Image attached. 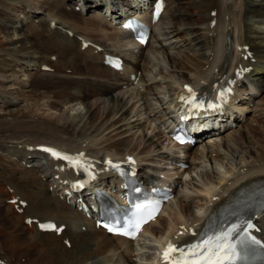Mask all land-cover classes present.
<instances>
[{
    "label": "bare ground",
    "instance_id": "1",
    "mask_svg": "<svg viewBox=\"0 0 264 264\" xmlns=\"http://www.w3.org/2000/svg\"><path fill=\"white\" fill-rule=\"evenodd\" d=\"M100 1L101 0H54L50 4L49 2H41V0H0V111L2 112V114L6 113L8 117H11L13 119H28L31 117L48 118L52 121V124H54V129H57L58 131H61L65 134H73L77 130V136L83 137L86 134L85 127L87 126V124H93L92 122L95 121V114H93L92 109L88 104V99L86 95H81L89 91L91 89H89V87H92L93 85H96L94 87H97L102 96L106 97V101H109V103H111L112 108L110 109L107 115H112L113 113H119L121 111V108L116 110L119 104H121V99L118 96L114 95V90L116 87L114 85H103L100 83H94L95 81H83L82 79L75 78H44V76L43 78H40L36 75L31 76L32 74H30V70L34 69V71L39 75L49 76L48 74L39 73L41 72V66L47 65L53 68L54 71H58L60 73H62L63 70L70 69L72 70V73L74 75H81L82 73L84 75V73L87 72L92 76L98 77L100 74L104 73L107 76L117 78V76H115L116 73L112 72L110 69L106 68L101 63L100 65L96 63L97 58H99V54L94 55L92 48L89 47L84 52H81V42H79V45L77 46L78 49H76L77 40L74 36H70V34H67V30L64 29L66 27H62L63 24H66V21L64 22V18L78 19L84 12H88L86 10H80L79 12H76V10L74 9L75 6H81V9L91 10L96 5H98V3L100 4ZM143 1L145 0H138L137 2L140 3ZM240 1L241 5H236L240 7V10L237 13L230 12L236 15L231 18V22H233V27L239 24L237 23V19L240 18V26L243 32V36L240 41H236L235 39V50L233 51V59L231 58L230 67H232L235 62L236 54L238 55V53H240V55L243 56L246 53V51H238L237 53L236 47L238 45H248L250 47L249 51L252 54L251 58L255 59V63H250V59L249 61L246 60L245 62L242 57L238 58V62L245 63L246 66L252 67L251 73L248 76L249 83L255 85L259 89H264V0ZM104 2L109 3V0H103V3ZM184 4L186 6L185 9H183ZM175 6V10L178 14L177 19H179L176 24L184 26L185 31L188 33L187 36H190L189 39L191 41H194V43L198 45L199 50L203 51V49L211 46L210 43L213 41V37L209 33V31L215 32L216 34L215 47H213L214 55L209 66L210 73H199L196 68L195 74L197 72L198 73L195 76L193 74L195 78L193 82L195 83H193L192 86L197 87L203 82L210 83L211 81L218 79L224 73L223 71H221V66L224 62L223 39L225 36V32L222 29V26H220V19L223 20L225 16L223 15L221 17L220 9L219 12H216V19L215 17L211 16V13L213 11H216L215 8L217 6L219 7V3L216 0H175ZM67 9H70V11H67ZM73 9L76 14L73 12ZM188 9L194 10L195 12L187 13ZM46 11H51V13H48V16L50 17L48 18V20L51 19L52 21V19H57L59 21V24L55 25L57 26V28H53L46 18L40 19V15L42 16V13ZM47 12L45 14H47ZM165 13L166 12H164V15ZM195 13H198V15H196ZM36 19L40 20L37 26L43 27L44 30L48 32V34H46L47 36L43 35V32L39 33V29L37 30L39 31L38 33L34 32V34L29 36L23 34L24 27L29 24L27 23V21L34 22ZM213 19L216 20V25L214 26V30H211L210 22ZM161 22L154 28V30L160 26ZM203 23H206L207 26L203 29L200 28L202 29L201 31L199 29V26H201ZM32 28H35V25ZM72 28L70 29L71 31ZM63 30H65V32ZM117 31V33H119L120 35L124 34V32L119 28L117 29ZM97 46L103 47L102 44H98ZM135 46L138 47V45L136 44ZM147 46L148 45H146V47ZM40 54H48L49 56L56 55L57 59L55 60V62L48 61L47 64L46 58H41ZM201 56L204 57L203 61H205V54L202 53ZM83 58L86 60H83ZM87 60L90 61V64L88 63V68L84 69L82 67V64L86 63L85 61ZM168 61L169 63H171L170 65L175 66V59L173 57L169 56ZM133 67L136 70V73H138L139 69L137 68V65H133ZM214 67L217 68V71L215 72L213 71ZM124 71L125 68L122 72ZM83 75L82 77H85ZM162 77L164 76L162 75ZM178 79L179 82L177 83L176 87L169 86L171 91H175L177 89L182 88V85L185 83H190V79L187 76H180ZM175 84L176 82L174 83V85H171L175 86ZM57 87L60 89L59 91H57V99L58 97H61L62 94H66L70 99V102H76V105H79L77 108L73 109V114L69 115V113L67 112H62L59 108L58 102V104L50 101H44L45 103L43 102V100L47 98L45 97V92L47 91V95L49 93L52 94V92L56 90ZM25 88H31L34 94V96L32 97L39 99L30 101L32 102L31 104L25 105L23 108L20 109H8L10 106H14L15 104L22 102H19L20 96L25 95H22L20 92L24 91ZM68 89L73 90V92H75L69 93ZM40 99H42V101H40ZM67 102H69V100ZM172 102L173 101H171V103ZM79 109L81 110L79 111ZM170 109L171 104L168 107V114L170 113ZM84 119H88V121L87 123L83 124L82 122ZM104 124L105 123L102 121L94 131H97L99 128L103 127ZM261 133H264V127H253L247 131V135L239 134L238 137L235 138L234 142L236 151H238L239 153L244 152L243 155L248 162H256L258 165L264 163V150L261 151V148L263 146V142L261 140ZM30 134L28 133L22 136L11 135V137L9 136V138H5V140H8L6 142L4 141V138L0 139V156H4L0 157V160H2V162H5V164L1 165L0 168V172L2 174L0 175V177L2 178L3 176L2 179L0 178V205L4 203V200H2V196L8 194L7 192L5 193V191H8L7 188L13 189V192L12 194H8L9 196L6 199H13L18 196L20 197V200L27 202V206L23 209L24 215L16 214L15 212H13V208L11 206H6L3 204L4 209L8 213L11 212L12 215V217L8 219L6 218V215L8 213L5 214V221L7 225H19V227L21 228V231H18V228L17 230H15L17 232H7V235H9L10 233H21L19 235H15V239L11 238V234L10 239L5 242L9 243L10 241L14 240H22L23 242L19 245V247L12 246L13 249L21 248L20 253L18 249H16L15 254H12L11 258L14 257L13 260H9L5 256L0 257V260H5V263L7 264H14L15 260L18 261L20 258L24 257L28 261L27 263L30 264H79L89 259L93 253H101L100 256H104L106 253H113V256L105 258L104 264H119V261L121 262L122 259L117 256L118 247L115 244L116 241L122 243L121 246L127 245L130 249V244H135V246L139 248L138 251L141 252L140 249L144 247V245H140L139 243V241H141V237H145L147 233H149L150 235L152 234L159 236L163 233V231L161 232L158 230L160 228L156 229L155 225L161 221V216L165 213L164 209L158 220L152 226H149L146 230H144L138 240L133 243L120 238L106 236L101 231H97L94 226H92L89 231L82 232V230H71L67 228L68 226L66 224V228L63 231L62 235L60 237H57L52 233H38L32 226L25 224L21 225V223L19 224L18 220L20 219L24 221L26 217L36 218L35 216L25 215L30 209V207L35 206V208L37 207L45 210H48L54 205L56 206L57 204H62V206L65 205L67 208L70 207H68L64 201L60 203L55 197V192L57 190V181H52L50 179L51 176L54 175V173L50 174L52 170V165L46 157L44 159L47 166H44L41 169L35 167L27 169L25 168V166H22V163L32 164L35 161L34 158L37 155V153L35 152L26 151L25 147L31 145L22 142V139H26L28 141L31 140L33 143H36L32 146H36L38 144H46L57 148L69 149L71 151H76V149H70L73 146L68 147L64 143L55 144L49 140L51 139L50 137L43 136L42 134H32V136ZM250 140L255 141L256 144L257 142H259L260 150H252L250 147H248L247 144ZM250 144L251 143H249V146ZM127 149L129 148H125V150ZM167 149H169V147H167ZM126 153L135 154L136 156H138L137 153L133 151H129ZM91 156H94L96 158L98 157L96 155ZM241 158L236 161L234 167L235 170L241 171V169H243L246 160H243ZM248 166L246 167L247 173L245 175H240L238 174V172L240 173V171H235V173H237L238 175H234L235 177L232 176L233 178L230 177L231 174L228 173L222 174L221 179L217 181L213 180L212 178H206V183H208V186L203 192L205 199H203L202 201L204 202L203 205H206L207 211L212 206V204L215 203L211 201L212 197L217 196L219 199L222 196V194H216L217 191L220 189L219 186L221 184L225 186L224 182L227 181L226 183H228L229 180L231 181L230 184L232 185L225 190V192H228L231 189H235L238 186H241V182L243 180L244 182H249L251 180V177H256L253 175H249L251 171H259L260 173L264 172L263 167L259 169H251V167ZM47 174H50L51 176L47 177ZM262 175V178L264 179V173H262ZM16 176H18L19 178H17ZM41 176L46 180V183L41 182ZM219 181L220 183L217 184ZM45 186L46 192L44 191L45 189L43 190ZM52 187L54 188L52 191L54 196L47 191L49 190V188ZM22 189L27 191V193H22ZM19 190L21 191V193L19 192ZM23 196H25V198H23ZM173 209L175 208L173 207ZM201 210L202 214L206 215L207 212L204 213L205 208L202 209L201 207L199 208V212L197 213L199 214ZM53 212L51 211V213ZM73 214L75 216L80 215L75 210H73ZM205 215L199 217L198 219L203 220L205 218ZM262 219H264V214ZM57 224L63 225L65 223L59 221L57 222ZM75 224L79 223L75 222ZM179 224H185V222H183L182 220H175L173 223H170L168 227L169 231L167 233L170 232L171 228L173 230L175 228L174 226ZM26 233H28L27 236ZM97 235H99L100 238H93ZM66 238H69L70 240V249H66L65 246H59L60 240L63 239V241H65ZM27 239L32 240L31 243L33 244V246L30 244L25 245V241ZM91 240H94L93 250L89 249L87 246L91 242ZM5 247L6 246L0 243V253L2 250H4ZM37 251L38 253H36ZM116 257H118V259H116Z\"/></svg>",
    "mask_w": 264,
    "mask_h": 264
},
{
    "label": "rangeland",
    "instance_id": "2",
    "mask_svg": "<svg viewBox=\"0 0 264 264\" xmlns=\"http://www.w3.org/2000/svg\"><path fill=\"white\" fill-rule=\"evenodd\" d=\"M53 1L54 0H41V2H46V3L49 2L50 4ZM216 1L219 3V7L217 6L216 7L217 9L215 8V10L216 11L218 10V12H219V8H220V10L221 11L223 10L224 13H225L224 8L225 9L228 7L233 8V6L236 7V4H238L240 2V0H235V1L231 0L232 4H230V2H229L230 0H216ZM234 2H236L235 5L233 4ZM183 3H185V2H183ZM174 7H176V6H173V8H171L165 14L163 22H161L160 26L157 27V30H156V35L160 37V40L163 43V49H162V51H159V54L161 57L159 60V63L161 64L160 70H162L166 75H168L170 77V80H173V82L171 84L174 85V83L176 82L175 86L169 84V86H171V87H176L177 83L179 82V79H177V78L180 76H187L191 80L193 78L192 73H193V71L195 73L196 68L199 71V73L200 72H202V73L209 72L210 73V70L208 69L209 65L207 62V58L210 57V55H209L210 52H212V53L214 52V48H213L214 46L208 47L209 50L207 48H205L202 51V50H199L198 45L196 43H194V41H191L189 39L190 36L188 37L187 36L188 33L185 31V29H183L184 26L176 24L179 21V19H177L178 14H177L176 10L174 9ZM185 7L186 6L184 4L183 9H185ZM74 9H73V12H74ZM84 10L89 11V12L85 16L83 15V17L80 16L78 19L64 18V22L66 21L65 25L68 26V27L65 26L66 28H64V29L67 30V32L69 31V33L70 32L73 33V30H74L78 34L88 38L90 41L94 40V41L100 42V43H96L97 45L98 44H102V45L105 44V45L111 46V48H116L115 45H117L116 42H118V41H110V40H112L111 38L113 36L112 35L113 31L110 27H108L106 25L107 22L105 25L102 24L103 21H105V20L102 21V20L98 19L97 18L98 16L95 13H93L92 10L90 11L89 9H81V11H84ZM67 11H70V9H67ZM221 11H220V13H221ZM234 11L238 12V8L234 9ZM46 12H43L42 16L40 15V19L45 18L44 16H48V13H51V11H49V12H47V14H45ZM188 12L194 13L195 11L188 9L187 13ZM195 14L198 15V13H195ZM17 15H19V14H17ZM233 16H236V15L232 13V17ZM48 18H50V17L48 16L46 18L47 21H49V23H50L51 19L48 20ZM103 18H101V19H103ZM216 18L217 17L215 16V19ZM54 20L55 19H52V21H54ZM38 21L40 22V20H38V19H36L34 22L27 21V23H29V24L24 27L23 34L29 36V35L34 34V32H37V33L39 31H40L39 33L43 32L41 26H37L39 24ZM74 23H76V24H74ZM237 23H239V18L237 19ZM58 24H59V21H56L55 25H58ZM34 25H35V28H32ZM178 26H180V27H178ZM205 26H206L205 24H202L201 26H199V29L200 28L203 29ZM62 27H64V26H62ZM67 28H69V29H67ZM71 28H72V31L70 30ZM38 29H39V31H37ZM202 29H200V30L202 31ZM212 30H214V28ZM236 31L240 32L239 24H237V26H236ZM113 33H116V31ZM209 33L212 35L214 32L209 31ZM73 34H75V33H73ZM43 35H46V34L43 33ZM125 43L128 46L130 45L127 41ZM76 49H78L77 45H76ZM202 53L205 54V56H206L205 61H203L204 57L201 56ZM169 56H171L175 59V66H172L173 68H170L169 64H171V63H168L167 58ZM40 57L46 58V60L49 59L46 61L47 64L51 58L48 54L47 55L40 54ZM252 59H254V58H252ZM83 60H86V59L83 58ZM51 62H55V61H51ZM85 62L86 63L82 64V67L84 69L88 68L89 60H87ZM200 65L202 66L201 67L202 69L200 68ZM147 66H149V68H150V69H146L147 70L146 78L149 81V79L155 75L156 70H155V67H153L151 63H150V65H147ZM137 68L140 70L138 65H137ZM67 71H70L71 74L67 73ZM30 72H31L30 74H32L31 76L36 75L40 78H43V76H44V78L45 77H48V78H60V77L61 78L62 77L63 78H75V79H82L83 81H92V82L95 81L94 83L99 82L100 84H107V85L113 84L114 86H116V90H114V95L118 96L121 99V104H119V106L116 108V110L121 108V111L119 113H113L112 115H107L108 112L110 111V109L112 108L111 103H109V101H106V97L102 96V94L100 93V91L98 90L97 87H94L96 85L89 87V89L90 88L91 89L89 91L85 92V94L81 95V96L86 95V97L88 99V104L90 105L93 114H95V121L92 122L93 124H87V126L85 127L86 134H85V136H83V138H86L85 139L86 141H88V142L91 141L90 142V143H92V148L90 149L91 152L102 154V153L108 152V150L116 152L122 148H129L127 150L133 149L136 153L139 154L140 158L155 159V160L161 161V158H159L157 156L159 154H163V152H165V151H168L167 147H169V145H170L169 143H168L169 145L167 144L168 146L167 145H163V146L161 145L162 144L161 140L166 141L165 135L163 133H161L162 131H158L155 127L149 129L148 124H146L147 126L144 128L142 126H138V118L142 117V113H144L145 109L146 110H152L155 112L158 111L157 109L161 108L160 106H163V108H161L163 111L166 109L168 102H165V101H167V99H168V92L170 91L168 83H170V82L159 83L157 85L151 86L149 88V90H147V92L144 94V99H145L144 105H141L140 102L137 103V102H135V100H133L134 96L138 93V89L135 86L124 85L127 87L126 88H124V87L120 88V86L123 85L124 82L117 83V81H114L113 77L107 76L104 73L100 74L98 77H95V76L88 74L87 72H85L84 75H83V73L81 75H74L72 73V70H70V69L63 70L62 73H60L58 71H56V72H39V73H43V74H48L49 76L39 75L38 73H36L34 71V69H31ZM59 74H60V76H59ZM160 74H162V73H160ZM196 74H194V75H196ZM82 75L85 77H82ZM109 78H110V80H109ZM112 78H113V80H112ZM192 80H195V78H193ZM57 89L54 90L52 92V94L49 93L50 95L49 94L47 95L46 94L47 91H46L45 97H47V98L44 99L43 102L44 101L45 102L50 101V102H54V103L58 102L59 104L58 103L57 104L59 105V108L62 112L63 111L67 112V113H69V115L73 114V112H74L73 109L77 108L79 105H76V102H70V99L68 98V96L66 94H62L63 97L61 96V97H58V99H57V96H58L57 91L60 90L58 87H57ZM12 90H14V89H12ZM172 91H174V90H172ZM68 92L72 93L73 90L68 89ZM20 93L22 95H25V96H20L19 102H21V101L22 102L15 104L14 106L12 105L13 107L10 106L8 109H11V110H16V108L20 109V108H23L25 105L31 104L32 102H30V101L39 99V98L32 97V96H34V94H33V91L31 88H25L24 91H22ZM51 97H53V98H51ZM132 97H133V99H132ZM66 98H67V101L69 100V102L66 101ZM28 99H30V100H28ZM25 101H26V103H25ZM40 101H42V99H40ZM171 101H173V100H171ZM171 101L169 104H171ZM61 102H63V103H61ZM250 103L252 105H250ZM73 105H74V107H73ZM245 107H246L245 109H247V118H246V121L241 123L238 126V128L236 129L237 134L242 133V132H245L242 134H246L247 133L246 131L251 126H259L260 128L264 127V92L257 95L255 98H251L249 100V105L245 104ZM80 110L81 109H79V111ZM167 111H168V109H167ZM157 114H161V112H158ZM32 118H35V117H31L28 119H26V118H14L13 119L11 117H8L6 115V113L2 114V112L0 111V139L4 138V141L6 142L8 140H5V138H9V136L11 137V135L12 136L13 135L22 136V135L31 133L30 134L31 136H32V134L33 135L42 134L43 136H48L52 139V140L51 139H49V140L55 144H61V143H69V144L75 143L76 145L81 144V142L79 141L80 137L77 136V133H78L77 130L73 134H65L61 131H58L57 129H54V124H52V121L48 118H42V120H39L41 118H39V119H32ZM36 121H39L40 124H36L35 123ZM87 121H88V119H84L82 123L83 124L87 123ZM102 121L105 123L104 126L99 128L97 131H94L100 125V123ZM141 125H143V124H141ZM58 132H60V133H58ZM146 133H147V139L149 138L148 143H146L145 140L142 141V139L139 138L140 136H142L143 134H146ZM232 135H233V133L231 132V133H226V134L222 135L221 137H218L217 141L212 144L214 146H211V148L213 147L212 149L223 150V146H222L223 143L224 142H230V145L226 148L227 149L226 153L221 151V152H219L220 155H215L214 153L213 154L211 153L213 151L207 152L206 157H208L207 154H209V153H211V155H212L211 156L209 154V159L203 155L204 152H202V151L199 153V155L194 156V157H197L198 160L194 161L195 165L192 166L184 175L183 181L187 184V186L182 190L183 184H181V187L178 190L179 195L175 198L176 200H183V199L185 200V198L182 197V194L188 196V193H192V191L196 192V191H199L202 189L200 192L201 193L200 194V200L202 201L203 199H205L203 192H204V190H206V188L208 186V183H206V185H205V182H204V180L206 178H212L213 180L217 181V180L221 179L222 174L228 173V174L233 175V174H235V171H240V170L234 169L236 161H238L239 158H241V156H242L241 159H243V160H246V159L243 155L244 152H242V153L236 152L235 151L236 147L234 149L235 145L233 144V142L228 141L230 136H232ZM75 137H76V139H75ZM236 137H238V136H236ZM261 137H262L261 140L263 142L264 133H261ZM235 138H234V140H235ZM53 140L56 142H54ZM22 142L28 143L30 145H32L31 143H33L31 140L28 141L26 139H22ZM43 142H46V141H43ZM206 143H207V141L204 142L203 144H206ZM249 143H251L250 146H249ZM35 144L36 143H33V145H35ZM254 144H256V142L253 140H250L248 142L247 146L250 147L252 150H254ZM257 144L259 145V142H257ZM207 147H208L207 145H204V146L202 145V149L204 148L205 151L207 150ZM142 148H143V151H141L139 153L138 151H140V149H142ZM261 149H262L261 151L264 150V143H263V146ZM195 153L196 152H194V154ZM200 156H203L205 158L199 159ZM0 157H4V156L2 155ZM192 161H193V159H192ZM144 163H146V162H144ZM4 164H5V162H2V160H0V168H1V165H4ZM249 164H250V162H248L246 160L243 169L245 167H247ZM256 164L255 165L253 164L252 166H256ZM168 167L171 168V165H168ZM263 167H264V164H263ZM243 169H241V170H243ZM238 174L236 173L235 176H237ZM0 175H2L1 172H0ZM18 176H16V177L19 178ZM211 176H213V177H211ZM254 176H258V175L255 174ZM193 177H195V179ZM2 178H3V176H2ZM219 183H220V181L217 184H219ZM222 186H223V184H221L219 186V188H221ZM44 189L45 188H43V190ZM181 190H182V192H180ZM0 191H1V188H0ZM6 192L7 191H5V193ZM19 192L21 193L20 190H19ZM22 193H27V191L22 189ZM23 198H25V196H23ZM46 198H47V196H46ZM197 199L198 198H196V200ZM2 200H3V198H2ZM189 200L190 199H186V202H181V203L175 202V204L178 207V211L175 214V216L166 213L164 215V217H167V215H168V216H170V219H171V217L181 218L184 215L191 216L194 214V211H196L195 208H197V210L199 212L198 206L200 207L202 202L198 203V201H196V202H193L190 204V202H188ZM4 201H5V199H4ZM3 204L4 203H2V205H0V243L3 244L4 246H6L4 248V250H2L3 253L4 252L8 253L9 254L7 256L8 259L13 260L14 257L11 258L12 254H15V250L18 248L13 249L12 246L19 247V245L23 241L22 240H14V241H10L9 243L8 242L6 243L5 241L10 239V236L12 234V233H10L9 235H7V232H10V231L17 232L15 230H17L18 228H19L18 231H21V228L19 227V225H15V226L7 225V223L5 221V214L8 212L4 209ZM185 204L187 205V208L188 207L190 208V211L188 212L185 210V214H184L182 209L186 208V206L183 207ZM60 206L61 205H59V207H58V205L54 206L53 209H51L52 212L54 211L53 213H51V211H49L50 212V214H49V212L46 211L44 214L46 216L55 215V216L60 217L61 213H64ZM30 209L31 210H29V215H36L39 211L36 208H30ZM47 213H48V215H47ZM38 215L39 214H37V216ZM10 217H12L11 212L6 215V218L9 219ZM38 217L41 218L40 215ZM162 221H163V219H162ZM178 221H181V220L178 219ZM18 222L20 224V220H18ZM162 223L163 222H161V221L158 223V225H160V229H158L156 227L155 228L161 232L162 231L164 232L166 227L167 226L169 227V224L172 222H167L165 225H163ZM20 233L21 232H18L17 234H12L11 238L15 239L16 238L15 235H19ZM27 234L28 233H26V236H27ZM147 234H149V233H147ZM142 238H141V240H142ZM31 242H32V240L27 239L25 241V245L30 244L33 246V244ZM61 244L62 243H60L59 246L62 247ZM20 249L21 248L18 249L19 253H20ZM136 250L138 252L139 248H137ZM147 252L150 253L149 251H147ZM36 253H38V251ZM0 257H3L2 253H1ZM145 258H146V256L145 257L143 256L142 258L137 257V261L134 263L143 264ZM90 259L91 260L89 262H91V264H100V262L103 260V257H100L94 253L90 257ZM22 260H24V259H22ZM14 264H30V263H27V262L21 263V258H20L18 261L15 260ZM79 264H81V263H79Z\"/></svg>",
    "mask_w": 264,
    "mask_h": 264
},
{
    "label": "snow or ice",
    "instance_id": "3",
    "mask_svg": "<svg viewBox=\"0 0 264 264\" xmlns=\"http://www.w3.org/2000/svg\"><path fill=\"white\" fill-rule=\"evenodd\" d=\"M186 90L190 95L182 96L181 102L197 110L203 108V101L197 100L196 94L190 88ZM215 107L214 104H208L209 109ZM42 151L49 153L55 159L67 161L73 167H82L79 160L61 156L54 149L43 148ZM150 209H152L151 205H137L136 218L130 221L129 232L125 234L134 235L138 232L142 224L152 218L154 209ZM252 229L254 226L251 223H247L244 227L240 224H232L226 229L206 235L197 243L176 246L169 241L161 255V264H251L257 260L264 261V241L252 235L250 232Z\"/></svg>",
    "mask_w": 264,
    "mask_h": 264
}]
</instances>
